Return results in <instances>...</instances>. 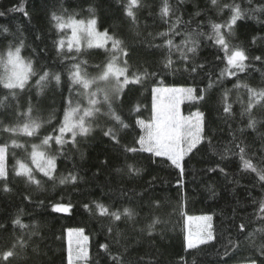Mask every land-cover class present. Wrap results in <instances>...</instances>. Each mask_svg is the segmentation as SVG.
Wrapping results in <instances>:
<instances>
[{
	"label": "trees",
	"instance_id": "1",
	"mask_svg": "<svg viewBox=\"0 0 264 264\" xmlns=\"http://www.w3.org/2000/svg\"><path fill=\"white\" fill-rule=\"evenodd\" d=\"M127 3L0 0V12L4 13L0 16V146L7 145V185L11 189L5 192V181L0 180V253L13 249V245L17 253L8 261L0 259V264H69L70 228L83 229L88 237L87 264H113L112 257H117L116 264L121 260L124 264H264V214L259 212L264 185L255 173L243 169L236 147H245L244 158L264 168V98L249 91L264 89V62L251 60L245 72L221 76L226 67L224 53L209 39L211 24H223L231 15L223 5L239 4L246 18L237 21L234 34L229 35L226 28L221 31L230 49L241 46L250 57L264 56V11H251L264 7V0H251V4L249 0H217L216 6L210 0H168L172 9L168 17L160 14L163 0H140V7L133 9L135 21L125 15ZM20 7L24 11H9ZM53 13L66 22L70 18L85 23L96 19L100 32L107 30L123 42L128 55L117 53L118 63L123 66L126 59L127 74L130 78L140 75L141 82L129 83L119 96L116 81L101 78L112 54L111 41L104 48H89L81 42L79 52L75 45L69 51L70 28L58 29ZM161 32L168 35L160 36ZM195 32L203 33L196 37L199 47L195 60L204 68L189 73L183 70L181 51L188 35ZM61 39L65 43L58 51ZM167 39L173 41V65L166 70L162 61L169 56V48L164 46ZM17 47L19 56L31 64L23 88L18 84L6 86L10 83L5 62L9 51L14 53ZM79 61H87L81 68L84 78L92 82L88 89L69 79L68 70ZM44 71L49 76L38 84ZM145 71L149 73L146 77ZM54 73L61 76L59 85ZM166 86L195 87L198 93L206 89L204 100L182 105L184 113H204L208 139L185 157V174L179 184L178 170L166 158L122 151V146L139 147L134 141L142 132L135 120L153 119V89ZM93 93H97V103L90 105ZM225 93L231 113L224 112ZM249 103L253 104L250 114L245 112ZM137 105L139 110L134 112ZM70 109H77L72 120L80 123L83 118L84 126L92 131L84 136L77 128L75 143L71 133H65L67 143L57 145L55 137L65 111ZM112 110L133 127L121 128L111 118ZM88 111L90 116L86 115ZM249 115L257 121L255 130L246 127ZM32 122L39 124L35 131L30 127ZM25 125H29L27 131ZM109 127L118 132L119 145L104 136ZM47 136L53 137L49 144L44 143ZM34 150L45 157H56L51 179L36 168ZM126 164H133L140 172L129 176ZM217 164L226 174L208 171ZM21 165L32 171L40 185L16 174ZM70 173L77 176L76 182L60 184V179ZM40 201L46 207L40 206ZM56 202H70L71 212H52L50 205ZM97 203L109 212L131 208L134 215L115 221L110 215H100ZM195 214L211 215L215 238L186 249V216ZM17 217L26 227L13 224ZM153 220L159 222L150 231L148 225ZM240 223L246 224L243 232ZM103 244L109 245L107 252L101 248Z\"/></svg>",
	"mask_w": 264,
	"mask_h": 264
},
{
	"label": "snow or ice",
	"instance_id": "2",
	"mask_svg": "<svg viewBox=\"0 0 264 264\" xmlns=\"http://www.w3.org/2000/svg\"><path fill=\"white\" fill-rule=\"evenodd\" d=\"M183 2V0H181ZM210 3L212 6L217 5V0H210ZM249 3L251 4V0H249ZM140 7V0H128L127 5L125 6V15L129 18H131L133 21L136 19L135 12L133 11L134 8ZM224 8L229 9L231 12V15L227 22L221 24V23H212V35L209 37V39H212L214 41L215 45H218L222 52L224 53L223 60L226 62V67L222 70L221 76L227 75L229 77L236 76L238 73H243L248 69L251 64V60L264 62V56H255L250 57L247 54V51L241 47V46H232L230 49L228 41L225 39L224 34L222 33V29H227L229 35L234 34V26L236 25L238 20H242L246 18V11L242 10L239 4H225L223 5ZM9 11H24L23 7L20 8H13L9 9ZM89 11H93V9H89ZM172 11L171 7L169 6L168 0H163V6L161 7L160 14L162 17H168L170 12ZM251 11H264V7H257L255 9H251ZM25 16H28L27 12H24ZM4 15L3 12H0V16ZM196 15H200L199 12L196 13ZM52 19L56 21V27L60 30H63L64 28H70L71 29V37L68 39V49L69 51L72 50L73 46L75 45L77 48V51L79 52V43H80V37L78 33L85 32L88 37V47L91 48L93 46H96L98 48H104L108 41H111V56L104 65V70L102 72L101 78L107 79L111 77L114 79L117 83V91L120 94L123 92L124 88L129 83H140L142 77L140 75H133V77H129L128 73V66H127V60L125 59L123 61V66H120L118 63V56L117 53L122 54L124 57H127L128 52L125 47H123V42L119 39H116L114 36H111L108 34L107 30L104 32H99L96 29V19H91L87 22V25L85 26V22L83 20H72L71 18L69 21H64L62 17L55 15L53 13ZM4 31L7 32L8 29L4 28ZM160 36H167L168 33L161 32L159 33ZM203 35V33L195 32L190 33L187 37V39L183 42L185 47L184 50L181 51V57L183 61L185 62V68L184 71H187L189 73H196L197 69H203L204 64H197L195 57L198 51L199 47V41L196 37ZM255 37L253 38V43H255ZM65 41L61 39L58 42L57 49L58 51L64 47ZM164 46H167L169 48V56L165 57L162 61L163 68L164 69H172L173 61L170 58L171 55V49L173 47V41L172 39H167L164 42ZM179 48V46H177ZM19 53H20V47H17L15 49V52L9 51V63H12L15 60H19ZM218 60L221 59L220 56L216 57ZM73 60L76 58L73 57ZM86 65L87 61H79L76 63H73L68 70L69 79L72 84H80L85 89H88L90 87L91 81L84 78V75H82V68L81 65ZM21 67L23 69V74L19 76L18 80V86L23 88V80L27 79V72L31 70V64L23 65L21 62ZM149 73L146 71L143 73V76H148ZM49 76L48 71H44L42 75H40L39 80L37 83L39 84L40 81H44ZM53 79L55 80L56 84L59 85L61 76L59 73L53 74ZM8 87H12V84L6 85ZM239 86V85H237ZM208 87H212V83L210 81ZM247 87V85H245ZM99 91V90H98ZM162 91V89H153V92H159ZM163 91H167L173 94L175 103L168 106L165 109L158 110L156 105L153 104V111L155 113L154 120L152 122H145L144 120H141L137 118L135 120V125L138 126L141 129L142 134L139 135L138 139L134 141L136 145L135 146H122V151L127 153H148L151 156L154 157H163L166 158L167 162H170V165L175 169L178 170V177L177 183H181L185 174V157H187L189 154H191L194 150L198 149V146L204 143L208 138L205 136V116L204 113L197 110L195 113L190 115L187 118H184L180 114L179 110V101L180 99H186L189 101H200L204 100V92L206 89H201L200 92H197V89L195 87H181V88H170V89H163ZM250 92L253 94L264 98V89H261L259 92H257L255 89H249ZM97 95V93L92 94V98L89 99L90 105H95L97 103V100L94 98ZM225 100V106H224V112L225 113H231V105L227 104V93H225L224 96ZM71 102H69L70 104ZM253 108V104L249 103L247 108L245 109V112L251 113V110ZM139 106H135L133 108V111H138ZM30 111V108H29ZM77 109H70L65 111L63 121L58 129L59 135L55 137V141L57 145H64L67 143L63 139L65 133H71L72 136V142L75 143V138L77 136V132L75 129H79V134L86 136L89 134L92 129L85 127L83 124V118H81L80 123H76L72 120V114L75 113ZM86 115H91V111L86 112ZM111 118L120 125L121 128L129 129L133 127L129 123L125 122L122 117L117 114L114 110H112ZM257 121L255 118H253L251 115H249L248 122L246 127L248 129H256ZM32 131H35V129L39 128V124L32 122L30 125ZM29 128V125H25V131H27ZM31 132H29V135ZM104 136L108 137L111 141H113L116 145L120 144L118 132L115 131L112 127H109L105 132ZM52 136H47L44 138V143L49 144L50 140H52ZM210 143V141H209ZM236 147L239 149V152L241 154V160L243 162V169L248 170L252 173H255L258 180L264 185V168H258L251 159H245L244 153L246 151L245 147H241L239 144L236 145ZM0 151L3 152V161H2V170H0V180H4V191L8 192L11 191V189L7 185V179H8V170L6 166V154H7V145L0 146ZM223 159V157H222ZM33 161L36 165V168L39 170V172L43 173L45 177H48L49 179L52 178V175L56 169V157H45L43 153L35 151L33 152ZM103 163H107V161H104ZM128 169L129 176H134L140 172V169L136 168L133 164H126L125 165ZM118 172L122 169H116ZM217 170L220 171L221 174H226L225 169L223 167H220L219 164L216 165V167L208 169L210 172H216ZM17 175H24L28 178V180L32 183H35L37 185H40V181L35 179L33 176V173L30 169L24 167L23 165L20 166L19 171L16 173ZM71 181L73 183L76 182L77 176L69 174L68 177L60 179V184H64L67 181ZM123 192V189H121ZM143 195V194H141ZM27 199V197H26ZM40 206L46 207L43 201L39 202ZM51 211L56 213H70L72 210V204L69 203H52L50 205ZM86 209L89 208L88 205H84ZM96 208L100 211V215H110L113 220L119 221L122 216L132 218L134 215L133 209L131 208H124L123 211H113L109 212L108 208L103 204H96ZM259 212L264 214V201L260 202V208ZM205 221V224L203 227L197 232L195 238H193L192 234L190 233L186 239H185V247L186 249H193L197 248L201 244L208 243L209 241L213 240L214 234L212 230V224L211 216H205L201 218ZM158 220H153L151 224L148 225V229L151 231L156 223H158ZM14 225H19L20 227H26L25 225L21 224V221L19 217H17L13 221ZM2 227V226H0ZM239 230L241 232L244 231L246 228V224L240 223L239 224ZM264 230V229H262ZM78 234L83 233V229L77 230ZM21 246L22 242H21ZM15 245H13V249L4 251L3 253H0V259L3 261H8L9 258H12L17 255V253L14 251ZM101 248L104 249L106 252L109 250V245L103 244L101 245ZM261 251H264V248L261 249ZM87 257L88 254L86 251H82L78 255V259H84L85 264H87ZM113 264H116L117 257H112ZM69 264H72V256L71 252H69ZM120 264H124V262L121 260Z\"/></svg>",
	"mask_w": 264,
	"mask_h": 264
},
{
	"label": "rangeland",
	"instance_id": "3",
	"mask_svg": "<svg viewBox=\"0 0 264 264\" xmlns=\"http://www.w3.org/2000/svg\"><path fill=\"white\" fill-rule=\"evenodd\" d=\"M87 23H85V26ZM97 29V28H96ZM97 31H99L97 29ZM100 32V31H99ZM80 37V43L85 42L88 44V37L85 32L78 33ZM71 37V29L69 32V36L67 39ZM21 62L23 65H27L24 60L19 56V60H15L12 63H9V58L5 62V74L7 82L10 84H18L19 76L23 74V69L21 67ZM27 75V74H26ZM108 79V78H107ZM23 82V81H22ZM181 87H189V86H166V87H158L156 89H162V91L156 92L154 104L156 105L158 110H162L167 108L168 106L175 103L173 94L167 91H163V89H170V88H181ZM189 101L186 99H180L179 101V110L182 117L187 118L196 111L192 113H184L182 109V105L184 102ZM155 116V113H154ZM154 116L152 120H144L145 122H152L154 120ZM2 161H3V152L0 151V170H2ZM211 216L210 214H195V215H187L186 216V236L190 233L192 234L193 238H195L197 232L203 227L205 221L202 220V217ZM212 224V220H211ZM80 228H70L67 230V241H68V257L69 252H71L72 256V264H85L84 259H78V255L82 251H86L88 254V237L84 233L78 234L77 230ZM239 264H254V263H239Z\"/></svg>",
	"mask_w": 264,
	"mask_h": 264
}]
</instances>
